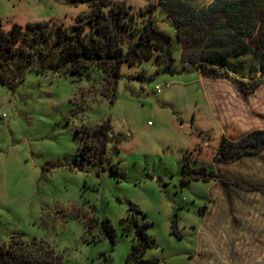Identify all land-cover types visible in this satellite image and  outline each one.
Masks as SVG:
<instances>
[{"label": "rangeland", "instance_id": "1", "mask_svg": "<svg viewBox=\"0 0 264 264\" xmlns=\"http://www.w3.org/2000/svg\"><path fill=\"white\" fill-rule=\"evenodd\" d=\"M89 1L0 0V264H126L133 244L129 264H264V150L214 161L222 138L264 130V82L242 97L178 53L174 72L84 58ZM226 62L264 76L251 44Z\"/></svg>", "mask_w": 264, "mask_h": 264}, {"label": "trees", "instance_id": "2", "mask_svg": "<svg viewBox=\"0 0 264 264\" xmlns=\"http://www.w3.org/2000/svg\"><path fill=\"white\" fill-rule=\"evenodd\" d=\"M89 2L91 30L86 37L92 44L86 45L84 58L134 63L155 57L166 71L174 72V55L178 53L184 66L189 65L203 78L229 82L242 97L253 93L264 82V76L255 81L238 77L226 62L236 58L246 44L260 49L264 55V0H156V4L137 13L124 2L117 6L109 0ZM156 7L172 19L179 45H173L170 36L158 30L153 19ZM80 29L83 31L78 26L76 35L81 34ZM125 36L134 38L127 57L122 55ZM263 150L264 130H254L236 141L222 138L214 161L228 165ZM142 238L148 245V239ZM143 251L144 248L133 244L126 264L140 257Z\"/></svg>", "mask_w": 264, "mask_h": 264}, {"label": "built area", "instance_id": "3", "mask_svg": "<svg viewBox=\"0 0 264 264\" xmlns=\"http://www.w3.org/2000/svg\"><path fill=\"white\" fill-rule=\"evenodd\" d=\"M156 91H157V92L159 91L158 87L156 88Z\"/></svg>", "mask_w": 264, "mask_h": 264}]
</instances>
